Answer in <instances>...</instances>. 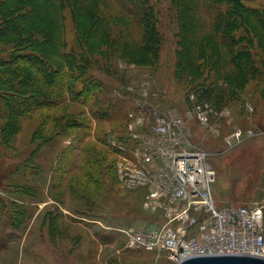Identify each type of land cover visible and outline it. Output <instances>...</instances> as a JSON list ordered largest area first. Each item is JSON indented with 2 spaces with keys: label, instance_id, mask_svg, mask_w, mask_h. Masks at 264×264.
<instances>
[{
  "label": "rangeland",
  "instance_id": "374dc122",
  "mask_svg": "<svg viewBox=\"0 0 264 264\" xmlns=\"http://www.w3.org/2000/svg\"><path fill=\"white\" fill-rule=\"evenodd\" d=\"M173 112L264 209V0H0V264H176L129 246L161 219L114 144Z\"/></svg>",
  "mask_w": 264,
  "mask_h": 264
},
{
  "label": "built area",
  "instance_id": "2783aa9c",
  "mask_svg": "<svg viewBox=\"0 0 264 264\" xmlns=\"http://www.w3.org/2000/svg\"><path fill=\"white\" fill-rule=\"evenodd\" d=\"M187 136L173 112L154 125L139 118L129 126L127 141L114 143L127 155L117 163L119 181L130 189L145 187L144 208L161 219L153 228L124 230L129 246L167 251L176 264L192 255L264 257L263 207L219 205L207 152ZM240 139V131L231 136Z\"/></svg>",
  "mask_w": 264,
  "mask_h": 264
},
{
  "label": "water",
  "instance_id": "95a60500",
  "mask_svg": "<svg viewBox=\"0 0 264 264\" xmlns=\"http://www.w3.org/2000/svg\"><path fill=\"white\" fill-rule=\"evenodd\" d=\"M177 264H264V257L251 254L192 255Z\"/></svg>",
  "mask_w": 264,
  "mask_h": 264
}]
</instances>
